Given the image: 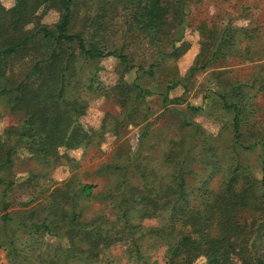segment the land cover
<instances>
[{
	"label": "trees",
	"instance_id": "trees-1",
	"mask_svg": "<svg viewBox=\"0 0 264 264\" xmlns=\"http://www.w3.org/2000/svg\"><path fill=\"white\" fill-rule=\"evenodd\" d=\"M79 1L89 10L76 18ZM189 1L99 0L100 13L90 10L92 0H16L8 9L0 3V27L7 22L15 30L35 6L58 10L51 26L0 37V116H18L0 133V248L11 263L157 264L152 256L162 251L164 264H264V176L253 169L264 171V27L201 21V53L186 78L230 58L256 61L255 71L242 77L213 72L216 86L205 87L203 97L216 100L224 117L215 137L185 119L173 135L162 123L163 135L152 134L148 98L168 111L182 101L187 82L175 73L164 88H149L141 78L153 77L164 58L182 54L180 37L171 42L168 36L183 22L175 14ZM119 6L122 30L149 36L155 58H132L129 37L114 45L98 37L96 27L112 22L107 12ZM26 55L32 56L29 69L16 78L13 60ZM105 57L118 61L117 82L106 87L97 78ZM86 67L94 70L85 73ZM178 83L183 93L170 97ZM88 90L113 98L121 113H107L98 128L84 127L79 118ZM187 108L198 112L206 104ZM128 124L140 126L136 149L118 145L96 169L115 181L100 187L76 171L55 183L56 167L78 165L68 150L98 146L108 132L119 142ZM22 149L40 169L19 179L12 162ZM247 153H256L254 165ZM117 245L122 255L116 258Z\"/></svg>",
	"mask_w": 264,
	"mask_h": 264
},
{
	"label": "rangeland",
	"instance_id": "rangeland-1",
	"mask_svg": "<svg viewBox=\"0 0 264 264\" xmlns=\"http://www.w3.org/2000/svg\"><path fill=\"white\" fill-rule=\"evenodd\" d=\"M99 0H92L93 13H100ZM102 1V0H100ZM16 0H0L1 5L8 9L15 4ZM80 6L76 18L80 15L87 14L88 8L85 6L83 1H79ZM89 2V0H88ZM29 7L33 8L31 2L28 4ZM36 10L29 12L28 10V21L20 23V29H13L12 24L4 22L3 26L0 27V37H17L19 34H23L29 31H33L38 25L45 24L51 26L58 18V10L50 4L35 6ZM111 7V6H109ZM122 7H118V10L110 8L111 12L107 14L112 16V22H106L101 26V29L96 27L98 31V37H105L109 45H114L120 41L122 37H129L128 49L131 57H135L137 60L145 59L146 62L156 57L157 48L149 42V36L140 33L137 30L132 32H125L122 29L126 27L123 25ZM183 13V14H182ZM176 16L183 15V22L175 26L169 34V39H175L180 37L181 41L177 42L183 50L177 58H164L163 63L157 69L156 74L153 77H142L141 83L149 88H161L166 85L169 78L173 77V74H177V77L181 78L187 83V90L183 95L182 101L178 104L170 103L168 105V111L160 107L159 100L156 97H149L150 106V121L152 124V134L154 137H161L164 130L159 126L160 123L165 124L170 130V134L173 135L177 132V128L180 125L181 119L190 120L198 123L202 130L206 133L212 134L214 137L221 130V121L224 119L218 110L217 103L214 100H204V89L205 87L215 88L216 79L215 71H224V76H245L255 71L256 61H246L242 58H230L222 62H217L214 67H210L206 70L196 72V74L190 78L187 77L188 68L194 63L198 54L201 53V37L197 29V25L201 21L207 22V24L215 23V26H222L224 23L230 22L232 25L243 26V25H256L259 23L260 26L264 27V0H190L188 2V9L185 12H178ZM264 41V35L260 36ZM172 42V41H171ZM165 50L169 48L165 45ZM132 53V54H131ZM32 56H18L13 61V74L16 78L23 76L29 69V62ZM246 61V62H245ZM100 65V67H99ZM99 69L97 70L98 82L101 86H110L117 82L118 79V61L112 57H105L98 63ZM94 70V67H86L85 73ZM231 70V71H230ZM229 72V73H228ZM229 74V75H228ZM127 78L130 80L135 76L134 69L126 73ZM221 75V74H220ZM184 91V87L181 83L172 88L169 91L170 97H178ZM88 107L85 113L79 118V122L86 128H98L102 122L104 116L107 113H114L119 115L121 113V107L118 103H115L113 98L108 99L106 94H91L87 91ZM209 98V97H208ZM214 98V97H213ZM206 104V108L202 111L194 112L187 108V105L199 106ZM264 108V107H263ZM5 113V112H4ZM164 118V119H163ZM18 116L11 113H5L0 116V133L17 122ZM122 144L114 142L115 136L110 132L105 134L104 140L94 147H79L77 149L68 150V154L75 160L78 161V165L75 170L71 171L66 166L56 167L51 172V177L55 183L67 179L72 173L78 171V175L83 182H91L105 186L109 180L114 179V176L100 175L96 172V169L104 161L109 160L111 152L114 147L127 144L130 152L136 149L138 144V135L140 132V126L128 124L124 129ZM145 154H149V151H145ZM249 154V153H247ZM248 162L251 165L256 163V153L249 154ZM73 161V160H72ZM13 172H16V176L22 179L26 176L27 171L36 172L40 169V165L32 158L25 149L17 152L13 157ZM255 173L258 176H264V171H259V166H254ZM259 171V172H258ZM115 181V179L113 180ZM98 207V205H96ZM107 212V208H104ZM112 253L115 257L122 255V247L117 245L112 248ZM157 261V264H164L162 259V251L156 252L152 256V260ZM201 263V260L198 261ZM0 264H13L11 263L6 255V251L0 248Z\"/></svg>",
	"mask_w": 264,
	"mask_h": 264
}]
</instances>
